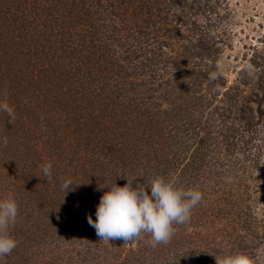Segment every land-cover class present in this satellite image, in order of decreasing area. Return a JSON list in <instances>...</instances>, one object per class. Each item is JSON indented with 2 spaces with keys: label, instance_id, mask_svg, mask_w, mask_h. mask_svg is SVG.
<instances>
[{
  "label": "rangeland",
  "instance_id": "1",
  "mask_svg": "<svg viewBox=\"0 0 264 264\" xmlns=\"http://www.w3.org/2000/svg\"><path fill=\"white\" fill-rule=\"evenodd\" d=\"M62 1L0 0V14L3 5L9 4L6 12L10 11L9 16H0V56L17 43L23 44L36 57L31 60L35 66L29 64V68L41 74L39 80V76L24 78L17 71V82L5 86V77L9 74L4 72L0 76V98L8 101L15 113L13 123L6 114L0 113V199L12 191L19 208L17 221L10 226L17 247L10 255L0 258V264H170L171 261L215 264L214 255L228 249L247 252L257 264H264V115L257 120L255 128L227 118L220 121L216 114L210 116L215 106L230 104L235 109L237 102L245 101L250 92L262 93L257 81L264 78V0H185L179 5L173 1L156 4L151 9L155 23L147 25L148 17H133L132 23L113 17L116 29L105 27L99 40L91 44L87 40L82 42V35L90 34L83 30L85 27L75 26L69 31L62 24L64 21L60 22L61 26L55 25L52 15L43 13L53 9L56 3L61 5ZM78 1L76 4L80 5ZM120 1L107 0L110 6ZM139 2L134 0L132 7ZM85 3L87 9L95 10L94 5ZM32 13H37L38 21L25 18L24 14L32 16ZM126 15L129 18L128 12ZM193 21L197 23V32L211 40L209 56L199 54L193 58L185 53L189 44L187 36L194 34L190 31ZM105 22L112 25L111 20ZM1 23L8 25V29ZM60 28L67 30L62 34L56 31ZM9 30L26 32L27 36L11 33L17 38L9 37ZM70 32L77 42L71 51L77 57L82 56L66 58L61 66L88 71V75L85 80L81 72L75 74V100H61L53 84L46 82L49 77L43 75L42 65L52 62V69L60 70L61 66L55 63L59 50H53L46 38L55 48L57 40ZM198 36L195 34V41ZM19 37L25 41L18 42ZM70 49L69 46L67 51ZM64 57L60 54L59 60ZM216 65L222 73L210 81L208 74L216 70ZM180 92L192 102L190 114L194 118L183 130L189 148L186 150L177 143L176 146H181L178 152L182 150L189 156L198 148L193 138L204 129L217 135L221 134L220 127L223 128L218 143L209 147L206 156L219 158V155L231 154L226 162L232 163V168L221 179L228 193L216 186L211 197L206 195L193 209L190 222L174 225L175 235L167 245L151 247L147 234L127 243L99 240L95 229L88 224V216L96 219L100 197L107 190H97L98 185L104 184L98 180L100 163L109 160V166H118V170L124 165L125 174L133 177V167L140 169L141 166V161L131 163L135 160V151L144 162L148 158L144 147L147 143L140 139L141 127L137 126L135 134L132 130L125 132L117 126L118 120L134 121L135 116L138 122L146 123L150 115L143 111L152 112V106L160 102V108L166 107L169 114L162 112L159 118L155 117L157 123L149 139L152 143L161 137L164 140L167 134L163 136L156 126L161 125L160 120L165 116L164 120H171L170 112L174 111L169 110V103L162 96L174 97ZM225 92L228 94L223 95ZM232 94L235 99L231 101ZM97 122H107L111 129L96 132ZM99 135L106 136L115 147L121 145L123 152L116 155L118 152L114 151L104 159L100 146L96 145L102 138ZM246 135L252 136L248 143L243 139ZM225 136L228 141L223 140ZM5 138L7 147L3 146ZM47 162L53 165L49 179L44 178L41 167ZM115 162L117 165H113ZM167 163L162 161L155 174L175 177L179 186H186L188 178L181 181V166L170 169ZM148 174L145 185L154 177ZM65 178L79 184H74L64 196L60 183ZM117 184L123 186L124 182ZM147 191L150 194L151 190Z\"/></svg>",
  "mask_w": 264,
  "mask_h": 264
},
{
  "label": "trees",
  "instance_id": "2",
  "mask_svg": "<svg viewBox=\"0 0 264 264\" xmlns=\"http://www.w3.org/2000/svg\"><path fill=\"white\" fill-rule=\"evenodd\" d=\"M67 1L68 0L66 1L63 0L61 2V5L56 3L54 4L53 9H48V10L46 9V12H43V13H47V15L51 14L55 25L58 24L59 26H61L60 22L64 21L62 24L67 26V29H69V31L72 30V28L75 26L85 27V29L83 30L88 31L90 34L89 36H87L86 34H83L81 37L82 42H84V40L85 41L87 40L88 43L91 44V42L96 43L94 41L99 40V36L104 31H106L105 27L106 29L107 27L108 29H110L111 27L116 29L113 26V21H114L113 17L114 19L117 18V20H121V21L124 20V21L131 22V23L133 21V17L137 19L148 17L147 25L150 26L154 22V20L152 19L151 9L155 7L156 4L160 5L161 3H165V2L171 3L173 1L177 5H179L182 1H185V0H166V1L165 0H139L140 2L137 4H134V7H132L134 0L132 1L126 0L124 1V3H123V0H121L119 4L115 6H110L107 0H88V2L86 0L87 3H85V1L83 0H79L78 2L81 3L80 5L76 4V0H70V3L68 1L69 4L67 3ZM40 3H41V0H40ZM84 3L87 5H92V6L94 5L95 7L93 8H95V10L91 11L92 9H87ZM44 5L45 4H42V7L46 8V6ZM3 6H4L3 11L0 14V16L2 15L9 16L10 11L6 12L8 10L9 4H8V7L5 5ZM11 10L13 11V8ZM14 11H18V10L14 9ZM130 11L133 13V15H131ZM127 12L130 14L129 18H126ZM24 15H25V18H30V20L33 19L34 21H38L37 19L39 16L37 15V13L36 14L32 13V16L31 15L28 16L26 14ZM178 18L180 20L181 17L179 16ZM106 19H108L109 21L111 20L112 25H108V23L105 22ZM143 23H144V20H143ZM1 25H3L6 29H8V25L5 26L3 23H1ZM86 27H89V29H87ZM197 28H198L197 23L193 21L190 26V31L191 33H194V34H188L187 36L189 39V44L186 47L187 49L185 50V53L189 54V56L193 58L198 57L199 54L200 56H204V55L209 56L211 54V49H210L211 40L210 41L207 40L205 38V35L203 36L200 35V33L197 32ZM67 29L60 28L56 31H59L60 33L63 34ZM117 29L120 30V28H117ZM102 30L103 32H101ZM9 32H10L9 37L15 38L14 35L16 34H11V33H17V32H11L10 30ZM71 33L72 32L68 33V35L64 36L60 40L58 39L57 40L58 44H56L55 48H53V45H52L53 43L49 42L48 38H46L47 43L50 44V47L53 50H59L58 60L55 63H58L60 66L64 62V59L66 58L70 57L71 58L70 60H72L74 58L78 59L82 56L81 54H78V57H77L76 52L71 51L73 45L77 43L75 40L76 38L72 37ZM195 34H199L197 38L198 41H195L196 40ZM17 35L25 37L27 36V33L18 32ZM22 41H25V40L19 37L18 42L22 43ZM94 45H90V47L94 48L95 47ZM69 46L71 47V49L70 51H67ZM28 50L29 49H27V46L17 43V45L13 46L11 49L9 48L6 51L7 53L5 55L0 56V76L1 74L2 76L5 75L4 72H7L9 74V75L6 74V77H5L6 82L4 83V86L10 83L13 84V81H15V79L16 80L18 79L19 76L15 75L17 71L21 72L20 74H23L24 78L25 77L26 78L27 77L36 78L37 76H39L38 79L41 80V74H37V73L35 74L33 72L34 68L32 67L29 68V64L33 67L35 66L36 63L31 62V60H33L36 57H34L33 55H30L28 53ZM60 54H62L63 56L65 55L66 57H64L62 60H59ZM50 63L52 64V62ZM50 63L44 62L42 65V68L44 71L43 75H47L49 77L48 80L47 81L45 80V81L50 84H53L52 86L55 90L56 96L60 97L61 100H65V98L74 99L76 95V91L74 90L75 84L73 83L74 80L76 79L75 74H78L81 72L82 73L81 75H83L82 78L84 77L85 80H87L86 73L88 71H85V72L79 71V70L77 71L72 66L68 65L66 67L65 64L61 66L60 70L58 71L56 67L52 69L51 67L52 65ZM191 71L192 70H190V72ZM257 82H258V86L263 89L261 94H259V92H256V93L250 92L248 95L245 96L246 97L245 101L243 100L241 103L240 101L237 102V100L234 101L235 103L237 102V104L235 105V109L230 104L229 106H225V107L215 106L214 109L212 110L213 112L212 111L210 112V116H213L216 114L217 116H219L220 121L222 119H224L223 121H225V118H227V119H231L233 122L239 121V125L241 123L246 124L247 128H255V124L257 123V120H259L264 115V104H263L264 102L263 101L264 100V78L258 79ZM174 88L177 89V86L174 85ZM226 94H228V92H225V94L223 95H226ZM185 97L188 99V95L182 92L176 94L174 97H172V95H166V94L162 96V98L166 99L167 103H169L168 104L170 107L169 110L174 111V113L170 112L171 120H164V118H167V116L165 115H168L169 112H167L168 110L166 109V107H164L163 110L160 108V106H162L160 102L152 106V112H149L148 109L143 111L145 114L150 115L148 120H146V123H144L142 120L138 122L139 119L136 118L135 116H134V121L130 120V118H126L124 122L121 121L122 120L121 118L120 120H118L117 126L121 128L122 131L125 130V132L132 130V133L135 134L137 132L138 127H141L140 129L142 131V134L140 136V139L141 138L145 139L144 143H147V144H144V147L146 150L145 154H147L146 156L148 157L147 160L144 162L143 161L144 159H141V154L135 151L136 157L134 161H131V163L133 164V163H136V161L138 162L141 161L140 169L139 167L138 169L133 167L132 171L134 172V174L131 173V170L127 169L128 173H131L132 176H138L136 180H134L133 182V187H135L137 183H146V178L150 176L148 172L151 173V176H156L155 173H157L156 171H159V166L161 165V162L167 161L168 162L167 165L170 169H174V167L181 166L179 168V170L182 171L181 181H183L184 177L185 179L188 178L187 183L184 184L186 186L184 187L186 188L194 187V186L199 187V189L203 192L204 198L206 195L208 197H211L210 195H212L211 194L212 191H215L216 186H218L217 189L221 188L225 190L224 191L225 193H228L227 189L224 186H222L221 179H223V177L226 176V174H228L227 169L232 168V163H227L228 156H230L231 154L230 155L227 154L226 156L219 155V158L217 156L215 158H212L213 156L212 157L206 156V152L209 151V147H211L213 143H218V137H220V135L222 134L223 128L220 127L221 134L219 132V134L215 135V134H212V132L209 133L207 129H204V132L200 133L196 139L193 138L194 143L197 144L198 148H196L195 151L193 150L194 152H191L189 156L184 154V151L182 150H180V153L178 152L181 146L182 148L186 150L187 148H189L187 147L189 146L188 138L185 136L186 134H184L183 130L187 129L186 127L190 124L191 121H193V118H194L190 114V107H191L190 104H192V102H188ZM233 98L235 99L233 94L229 96V99L231 101L233 100ZM0 100H5V99L1 97ZM6 102L9 104L8 101ZM203 105L205 106V104ZM137 111L138 109L135 110V112ZM234 111H235V114H234ZM162 112L165 113L164 115L165 117L163 118L161 117L162 119L160 120V123H159L161 125H159V127L156 126V130L159 129V133H162L163 136H165L166 134L167 135L166 137H164V140L161 137L160 140L155 139V141L152 143L149 138L152 137L155 124L157 123V120H155V117L158 116L159 118V115ZM256 115L257 117H255ZM153 122L154 124L152 125ZM84 123L85 122H83V124ZM93 123L94 122H91V124ZM250 123L253 124L254 126L251 125ZM97 125L99 128H96V132L97 131L100 132L101 130L103 131L105 130L108 132V130L111 129V127L109 128V123L107 124V122L106 123L97 122ZM119 125H122V126H119ZM226 125L227 127L231 128L229 124H226ZM235 125L236 124L234 123V126ZM103 135H99V137L102 136V138H100V141L99 140L97 141L96 145L100 146L99 150L102 151L100 153L103 154L104 159L107 155H112L111 153L114 151L118 152L116 155H120L123 152V150L122 151L120 150L121 145L117 147H115V145L113 146L111 142H109V140L106 139V136L103 137ZM251 137L252 136L248 137V135H246V137L243 139L246 141V143H248L251 140ZM223 140L228 141L227 136L223 137ZM177 143H179L181 146L180 147L176 146ZM219 143H220V138H219ZM220 154H222L221 151H220ZM175 155H177L176 156L177 158H175ZM143 156L145 155L143 154ZM105 161L103 160V162L100 163V169L98 171V177H99L98 180L100 181V183H105V181L107 180L109 183H113L115 181L116 184L119 182H124L125 184L126 179L124 180V177L120 175V174L126 173L125 166L123 165V167L119 168L118 170V166L113 168L112 166H109V160H105ZM154 163H155V166L153 165ZM113 165H117V163L115 162L113 163ZM136 173H139V174H136ZM190 183L191 185H189Z\"/></svg>",
  "mask_w": 264,
  "mask_h": 264
},
{
  "label": "clouds",
  "instance_id": "3",
  "mask_svg": "<svg viewBox=\"0 0 264 264\" xmlns=\"http://www.w3.org/2000/svg\"><path fill=\"white\" fill-rule=\"evenodd\" d=\"M215 69L208 74L210 81H215L222 73L219 65H216ZM4 95H7L6 89ZM0 113L6 114L10 123L14 122V110L6 100H0ZM7 145L8 140L5 138L3 146ZM41 167L44 178H51L53 165L47 162ZM120 175L126 177L123 186L117 185L115 181L109 183L107 180L98 185V191L105 188L107 190L100 197L96 219L88 216V224L95 229L99 240L105 242L123 240L127 243L147 234L151 247L167 245L175 235L174 225L190 222L193 209L204 199L199 187L179 186L175 177L156 175L148 180L146 185L137 183L133 187V182L138 176ZM74 184L79 183H75L71 178L61 180L60 189L64 196ZM147 189L151 190L150 194ZM18 211L15 194L9 191L5 198L0 199V258L10 255L17 247V241L10 233V226L16 223ZM214 257L215 264H257L254 257L244 251L228 249ZM170 264L177 262L171 261Z\"/></svg>",
  "mask_w": 264,
  "mask_h": 264
}]
</instances>
